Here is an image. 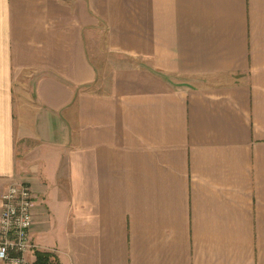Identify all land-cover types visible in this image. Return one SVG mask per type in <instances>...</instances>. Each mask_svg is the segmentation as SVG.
<instances>
[{
    "label": "crops",
    "instance_id": "0c3cea01",
    "mask_svg": "<svg viewBox=\"0 0 264 264\" xmlns=\"http://www.w3.org/2000/svg\"><path fill=\"white\" fill-rule=\"evenodd\" d=\"M19 182L33 264H264V0H0Z\"/></svg>",
    "mask_w": 264,
    "mask_h": 264
},
{
    "label": "built area",
    "instance_id": "2783aa9c",
    "mask_svg": "<svg viewBox=\"0 0 264 264\" xmlns=\"http://www.w3.org/2000/svg\"><path fill=\"white\" fill-rule=\"evenodd\" d=\"M25 182L13 183L2 193L0 264H33L27 253L31 241L33 194Z\"/></svg>",
    "mask_w": 264,
    "mask_h": 264
},
{
    "label": "trees",
    "instance_id": "16d2710c",
    "mask_svg": "<svg viewBox=\"0 0 264 264\" xmlns=\"http://www.w3.org/2000/svg\"><path fill=\"white\" fill-rule=\"evenodd\" d=\"M48 258H49V255L47 252H38V258H37V262L36 264H51V263H48Z\"/></svg>",
    "mask_w": 264,
    "mask_h": 264
},
{
    "label": "rangeland",
    "instance_id": "374dc122",
    "mask_svg": "<svg viewBox=\"0 0 264 264\" xmlns=\"http://www.w3.org/2000/svg\"><path fill=\"white\" fill-rule=\"evenodd\" d=\"M183 81H184V80H183L181 77H180V78H179V77L176 78V82H177V83H180V84H181V82H183Z\"/></svg>",
    "mask_w": 264,
    "mask_h": 264
}]
</instances>
